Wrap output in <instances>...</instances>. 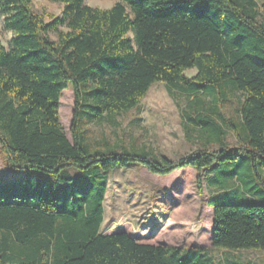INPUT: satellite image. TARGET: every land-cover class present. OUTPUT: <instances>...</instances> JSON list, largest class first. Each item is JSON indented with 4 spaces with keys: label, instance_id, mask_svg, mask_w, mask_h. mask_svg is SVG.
Segmentation results:
<instances>
[{
    "label": "trees",
    "instance_id": "1",
    "mask_svg": "<svg viewBox=\"0 0 264 264\" xmlns=\"http://www.w3.org/2000/svg\"><path fill=\"white\" fill-rule=\"evenodd\" d=\"M48 1L62 10L45 21L32 0H0L12 33L7 47L0 39V152L20 175L0 183V264H216L206 248L100 232L108 175L128 166L162 176L194 168L199 191L223 192L208 198L212 247L264 250V3ZM157 82L184 95L183 130L201 148L173 161L133 143L88 142L87 126H115ZM66 89L70 139L59 116ZM220 166L227 169L216 174ZM229 181L261 201L221 203Z\"/></svg>",
    "mask_w": 264,
    "mask_h": 264
},
{
    "label": "rangeland",
    "instance_id": "2",
    "mask_svg": "<svg viewBox=\"0 0 264 264\" xmlns=\"http://www.w3.org/2000/svg\"><path fill=\"white\" fill-rule=\"evenodd\" d=\"M91 7L107 9L113 0H84ZM259 5L264 0H257ZM33 10L45 21L50 16L60 15L62 5L48 0H32ZM262 11V10H261ZM4 16L0 14V39L7 47L12 33L3 27ZM264 20V13L261 17ZM52 39L55 35L50 34ZM195 70L185 71L187 77ZM59 116L63 131L70 139L69 127L73 111L74 96L71 89L63 91L60 98ZM184 95L174 92L170 96L162 82L153 84L139 101L137 108L115 116V126L107 124L89 125L88 142L93 146L104 143L130 144L148 147L155 153L170 160L187 155L201 148L197 141L185 134L180 108L184 105ZM236 101L230 102L227 113L234 114ZM229 147L237 145L232 134L226 137ZM233 164L230 165L231 168ZM224 168L215 169L218 174ZM48 176L39 170H27L25 175ZM264 174V168H263ZM20 175L9 171L0 152V183L16 179ZM221 203H259L258 197L242 191L236 181H229ZM223 193L215 185L199 191L196 170L185 167L167 175L150 173L143 167L128 166L116 168L107 178L103 201V221L100 232L104 234L124 231L139 242L169 247L206 248L213 255L216 264H264V250H223L211 245L212 207L208 203L211 195Z\"/></svg>",
    "mask_w": 264,
    "mask_h": 264
}]
</instances>
